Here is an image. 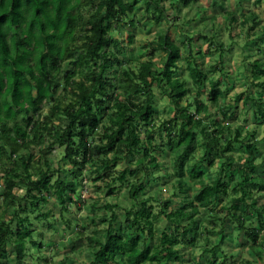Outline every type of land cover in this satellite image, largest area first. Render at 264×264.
I'll use <instances>...</instances> for the list:
<instances>
[{
  "label": "clouds",
  "instance_id": "1",
  "mask_svg": "<svg viewBox=\"0 0 264 264\" xmlns=\"http://www.w3.org/2000/svg\"><path fill=\"white\" fill-rule=\"evenodd\" d=\"M0 12V264H264V0Z\"/></svg>",
  "mask_w": 264,
  "mask_h": 264
},
{
  "label": "trees",
  "instance_id": "2",
  "mask_svg": "<svg viewBox=\"0 0 264 264\" xmlns=\"http://www.w3.org/2000/svg\"><path fill=\"white\" fill-rule=\"evenodd\" d=\"M4 14L3 12H0V15ZM4 19H6V17H2L0 16V22H2Z\"/></svg>",
  "mask_w": 264,
  "mask_h": 264
}]
</instances>
